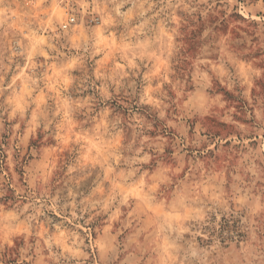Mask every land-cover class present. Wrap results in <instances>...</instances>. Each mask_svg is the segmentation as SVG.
I'll use <instances>...</instances> for the list:
<instances>
[{
  "label": "rangeland",
  "instance_id": "1",
  "mask_svg": "<svg viewBox=\"0 0 264 264\" xmlns=\"http://www.w3.org/2000/svg\"><path fill=\"white\" fill-rule=\"evenodd\" d=\"M0 264H264V0H0Z\"/></svg>",
  "mask_w": 264,
  "mask_h": 264
},
{
  "label": "built area",
  "instance_id": "2",
  "mask_svg": "<svg viewBox=\"0 0 264 264\" xmlns=\"http://www.w3.org/2000/svg\"><path fill=\"white\" fill-rule=\"evenodd\" d=\"M76 24V16L74 14H69L65 21L62 22L60 25V28L62 30H67L71 26H74Z\"/></svg>",
  "mask_w": 264,
  "mask_h": 264
}]
</instances>
